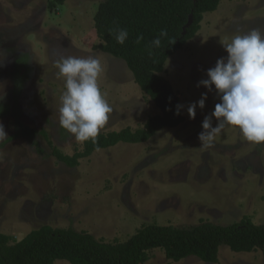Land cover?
<instances>
[{
	"label": "rangeland",
	"instance_id": "1",
	"mask_svg": "<svg viewBox=\"0 0 264 264\" xmlns=\"http://www.w3.org/2000/svg\"><path fill=\"white\" fill-rule=\"evenodd\" d=\"M0 0V232L18 240L42 225L87 231L105 241H125L156 223L188 227L201 221L227 225L248 219L264 224V142L246 140L226 125L212 147L197 138L201 122L220 102L213 86L198 82L227 53L221 42L252 29L264 33V0H221L203 13L199 30L168 56L161 72L179 98L185 120L141 143L119 142L94 150L69 167L51 153L82 144L59 124L65 89L57 75L62 56H94L98 83L112 108L100 133L135 130L160 110L135 83L125 61L96 46L93 17L100 0ZM207 93L195 119L188 107ZM14 110V112H12ZM23 126L37 133H19ZM213 118V124H215ZM142 264H263L260 249L236 252L221 245L217 262L190 255L179 261L159 248ZM54 264H71L56 260Z\"/></svg>",
	"mask_w": 264,
	"mask_h": 264
},
{
	"label": "trees",
	"instance_id": "2",
	"mask_svg": "<svg viewBox=\"0 0 264 264\" xmlns=\"http://www.w3.org/2000/svg\"><path fill=\"white\" fill-rule=\"evenodd\" d=\"M65 0H50L49 8ZM221 0H100L94 14V28L100 39L96 46L125 61L135 83L159 108L160 112L148 117L143 127L132 130L128 127L119 131L100 133L96 142H84L81 150L72 155L65 154L51 145L52 155L69 167L78 165L99 148H107L119 142L141 143L164 127H176L185 118L176 114L179 98L170 82L161 75L168 56L180 49L199 30L203 13L213 11ZM193 22L181 36L182 26L188 14ZM127 29L128 39L123 45L116 42L117 29ZM166 29L167 36L161 38V45L151 46V41ZM142 37V39L138 38ZM1 112V110H0ZM14 112V110L12 111ZM19 133L33 137L37 130L23 126ZM221 245H227L236 252H250L260 249L264 264V224L242 219L227 225L209 221L188 227L156 223L140 227L125 241H105L87 231L73 228H54L42 225L18 240L0 232V264H54L66 260L71 264H142L148 252L159 248L165 257L179 261L193 255L206 262H217Z\"/></svg>",
	"mask_w": 264,
	"mask_h": 264
},
{
	"label": "clouds",
	"instance_id": "3",
	"mask_svg": "<svg viewBox=\"0 0 264 264\" xmlns=\"http://www.w3.org/2000/svg\"><path fill=\"white\" fill-rule=\"evenodd\" d=\"M128 35L127 29H117L116 42L123 45ZM166 36L167 30L161 29L151 46L158 48L161 38ZM139 39L142 37L138 42ZM221 44L227 56L217 59L215 66L207 70L208 78L198 82V86L203 85L209 91L214 86L220 102L204 117L197 138L204 147H212L225 126L231 125L238 127L246 140L264 142V33L252 29ZM56 66L66 89L60 98V126L81 144L95 143L112 112L98 83L103 71L100 60L94 56H62ZM206 99L207 93H202L198 101L189 105L187 111L191 119H195L197 106L205 107ZM181 107L177 106V115ZM6 137L0 124V141Z\"/></svg>",
	"mask_w": 264,
	"mask_h": 264
},
{
	"label": "water",
	"instance_id": "4",
	"mask_svg": "<svg viewBox=\"0 0 264 264\" xmlns=\"http://www.w3.org/2000/svg\"><path fill=\"white\" fill-rule=\"evenodd\" d=\"M195 1V0H193ZM193 22V14L192 12L188 14V18L186 23L182 26V31H181V36L186 34L187 29L189 28V26L191 25V23Z\"/></svg>",
	"mask_w": 264,
	"mask_h": 264
}]
</instances>
